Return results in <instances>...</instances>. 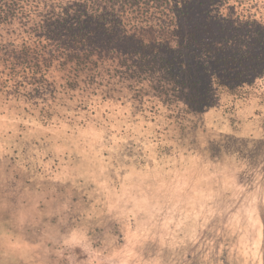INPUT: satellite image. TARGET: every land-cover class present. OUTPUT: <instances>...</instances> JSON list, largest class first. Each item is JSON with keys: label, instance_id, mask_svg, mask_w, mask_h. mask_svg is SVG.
I'll return each instance as SVG.
<instances>
[{"label": "trees", "instance_id": "16d2710c", "mask_svg": "<svg viewBox=\"0 0 264 264\" xmlns=\"http://www.w3.org/2000/svg\"><path fill=\"white\" fill-rule=\"evenodd\" d=\"M0 96L27 105V127L43 131L41 139L55 133L95 135L93 143L99 151L96 145L105 138L97 130L124 132L117 145L118 185L105 182L102 198H93L96 184L79 182L88 194L76 197L73 192L69 216L81 210L92 219L108 212L104 201L108 189L121 195L125 174L142 167L157 175L151 177L154 186L163 182L173 186L159 202L171 204L159 222L167 245L159 252L147 247L146 264H177L181 258L176 259L180 251L173 250L176 246L186 250L192 233L173 223L182 220L192 225L185 210L194 204L199 182L203 209L209 212V205L224 204L226 219H218V224L229 220L228 231L236 236L239 254L244 253L240 247L244 223L240 225L237 212L246 197L231 202L226 194L230 187L246 195L243 167H237H258L260 162L252 158L248 162L224 147L227 143L248 147L258 141L248 126L254 117L243 121L238 112L256 101L264 104V0H0ZM111 102L126 112L118 123L96 115L100 105ZM99 153L95 169L104 155ZM10 155L8 168L17 159L16 153ZM122 157L141 165L121 169ZM43 159L48 162L50 156ZM54 161L31 171L43 179L44 170L51 169V180H43L53 197L73 186L67 183L71 179L67 170L60 167L53 172ZM25 165L17 168L28 169ZM219 167L224 173L211 175ZM263 172L250 180L259 179ZM146 224L143 234L153 230L151 222ZM197 230L200 239L193 243L202 248L218 227L208 215L204 228ZM122 239L118 235L117 244ZM236 255L232 249L231 256ZM211 260L209 256L200 264ZM77 263L121 264L99 256Z\"/></svg>", "mask_w": 264, "mask_h": 264}, {"label": "rangeland", "instance_id": "374dc122", "mask_svg": "<svg viewBox=\"0 0 264 264\" xmlns=\"http://www.w3.org/2000/svg\"><path fill=\"white\" fill-rule=\"evenodd\" d=\"M256 102L243 106L238 112V118L246 121L254 117L248 126L253 129L252 132L258 140L257 143L248 147H231L227 143L224 147L226 151L229 150L231 153L245 157L248 162H250V158L252 161L260 162L258 167L242 164L237 167L238 169L243 167L242 174L245 176L243 177L245 182H243L242 188L246 195L234 193L235 189L230 187L227 189L229 193L226 194L227 199L231 202L239 196V199L246 197L242 205L238 207L240 209L237 212L242 217L240 225L244 223L243 229L240 230V247L244 249V253L239 254L241 248L236 247V242L234 243L236 236L233 232L228 231L229 220L218 224V219H226L224 204L209 205V212L203 209L204 194L201 182H199L194 204L185 210L188 223L191 222L192 225L183 224L182 220L173 223L177 227L181 224L183 230L186 229L192 233L189 234L186 250L180 248L181 246H176L173 250L180 251L176 257V259L181 257L177 264H197V261H199L198 264L206 263L209 256L212 257L210 264H264V172L259 175V177L261 176L259 179L250 180L264 171V104L259 101V103ZM96 110L98 111L96 115L108 117L115 123H118L119 119L124 117L126 113L121 109L120 104L113 102L102 104ZM137 126L141 129V124H137ZM97 131L105 138L103 142L100 143L99 141V144L96 145L99 151L93 143L97 140V136L74 134L80 137L85 145L90 148L91 155L89 158L93 161L91 165L93 168L88 171V175L85 177H75L67 171V178L71 177L67 183L73 184V186L67 188L63 193L59 192L55 197L51 196L48 184H45L43 179L34 180L31 178L33 176L31 171L25 172L24 169L18 168L12 173L13 179L7 182L3 178V172H0V264H78L77 262L83 261L85 263L94 256H99L103 261L113 259V261L121 264H146L143 256H145L144 252L147 247L159 252L167 245L164 236L159 232L161 229L159 222L168 215L166 208L168 205L171 207V204L163 203V205L159 202L167 195L166 191L172 190L173 186H167L165 182L154 186L151 177L157 179V175H149L148 171L142 167L136 168L137 172L125 174L126 182L121 195L116 194L115 196L111 189H108L107 197L104 200H107L105 205L108 212L99 213L100 215H108V217L105 218V216L96 214L95 218L89 219L86 211L82 213L81 210L79 215L71 214L72 217L69 216L68 211L71 212L69 207L73 192L76 191L73 194L76 197L86 193L84 186L78 184L85 180L95 183L98 191L93 192L92 197L99 198L101 196L102 198L101 187H104L105 182H110L114 186L119 183L116 179V170H120V156H117V148L119 147L117 145L121 144L122 138L119 135L124 132L120 128L108 129L105 127L103 131ZM61 135L72 134L55 133L53 137ZM57 145L59 146L60 143ZM255 148H259V150ZM14 150L11 153H16L17 156L14 155L13 158L17 159L13 165H19L17 162L20 156L17 154V150L13 152ZM99 152L104 155L101 156L100 168L95 169L98 166L97 157L101 155ZM10 158H12L11 155ZM125 160L126 158L122 157L121 169L126 168L127 165L130 168L141 165L135 161ZM4 162L0 149V169L3 168ZM41 164L49 165L44 159ZM60 164L61 161H54L53 172L60 170ZM154 164L163 166V163L159 162ZM26 166L29 165L26 164ZM223 173V168L219 167L215 168L211 175L218 176ZM143 182L145 185L141 184ZM250 187H252L251 193H249ZM25 190H27V194H25ZM221 191L219 199L224 202L222 200L224 195L222 196ZM132 193L135 195L130 196L129 194ZM208 215L211 217L213 226L218 227V230L214 234L209 233L211 238L207 240V237L201 248L199 246L201 244H194V241L200 239L197 238V229L200 226L204 228ZM73 216L80 221L74 219ZM146 216L151 219L147 221ZM244 217L246 220H243ZM146 222H151L150 225L153 230L143 234L147 225ZM223 226H225L226 232H223ZM87 230L93 232L89 234ZM118 235L123 238L122 244H117ZM96 243L101 245L97 244L98 246L94 247L93 244ZM193 245L196 246L193 247ZM204 248L207 251L203 252L202 249ZM232 249L233 252L237 253L235 257L231 256Z\"/></svg>", "mask_w": 264, "mask_h": 264}, {"label": "clouds", "instance_id": "9594fccd", "mask_svg": "<svg viewBox=\"0 0 264 264\" xmlns=\"http://www.w3.org/2000/svg\"><path fill=\"white\" fill-rule=\"evenodd\" d=\"M25 107L27 105L17 99H5L0 96V149H2V156L5 160L0 172H3L4 180L11 181L12 173L18 170L17 165H13L11 169L8 168L7 157L14 149L20 156L17 162L19 166L29 165L28 169H24L25 172H35L36 169L42 167L43 158L50 156L49 165L54 160H59L61 161L59 167L72 173L75 177L87 176L88 168L93 164V161L89 158L91 150L84 141L74 134L41 139L44 135L43 131L37 133L35 129L27 127L29 120L25 118ZM21 125L25 127L22 128ZM57 141L60 142L59 146ZM65 157L67 158L65 159ZM5 169L7 171H4ZM49 171H51L50 168L44 170L43 179L51 180V176L48 175ZM31 178L35 180L40 177L39 174H35ZM51 190L55 191V189ZM25 194H27V190H25Z\"/></svg>", "mask_w": 264, "mask_h": 264}]
</instances>
